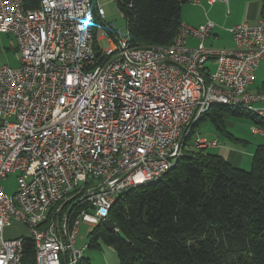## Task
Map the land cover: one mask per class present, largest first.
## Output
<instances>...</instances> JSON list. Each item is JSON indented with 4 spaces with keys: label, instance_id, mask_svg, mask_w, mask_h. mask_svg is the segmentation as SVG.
Masks as SVG:
<instances>
[{
    "label": "built area",
    "instance_id": "obj_1",
    "mask_svg": "<svg viewBox=\"0 0 264 264\" xmlns=\"http://www.w3.org/2000/svg\"><path fill=\"white\" fill-rule=\"evenodd\" d=\"M105 16L99 0H0V32L20 55L19 66H0V264H23L24 238L5 237L15 222L31 230L35 264H80L82 223L103 224L121 192L168 174L213 106L264 116L253 109L264 97L249 90L264 61V18L230 28L233 49H214L204 45L211 21L182 24L171 45L134 46Z\"/></svg>",
    "mask_w": 264,
    "mask_h": 264
},
{
    "label": "trees",
    "instance_id": "obj_2",
    "mask_svg": "<svg viewBox=\"0 0 264 264\" xmlns=\"http://www.w3.org/2000/svg\"><path fill=\"white\" fill-rule=\"evenodd\" d=\"M24 1L26 8L39 3ZM116 1L134 46L171 45L182 25V5L188 2ZM229 117L250 119L264 131V116L216 105L192 135L209 120L220 135L246 142L228 130ZM109 219L113 227H94L87 245L112 247L120 264H264V144L257 146L250 170L189 146L160 181L121 192ZM23 238V264H35L33 238ZM80 264L91 261L84 256Z\"/></svg>",
    "mask_w": 264,
    "mask_h": 264
},
{
    "label": "rangeland",
    "instance_id": "obj_3",
    "mask_svg": "<svg viewBox=\"0 0 264 264\" xmlns=\"http://www.w3.org/2000/svg\"><path fill=\"white\" fill-rule=\"evenodd\" d=\"M101 5L103 6L106 16H105V22L109 25H114L116 29L122 30V34L126 35L127 33V27H126V21L124 18V14L121 11L117 1L115 0H99ZM218 2H224V0H219ZM192 6V3H185L182 5V17L185 18V16H189L188 12L189 7ZM235 7V6H234ZM237 9V7H235ZM227 11L225 10V17L216 15L215 11H213L210 20L214 23V30L212 29L211 35L212 37L208 40L205 45L207 46H213L216 49H223L222 43L225 42L224 38L222 36H230L229 41L231 40V34L228 32H223L224 35H221V37H215L214 32L217 34H220L221 31H227L230 28H232L237 23H234L238 18H246L245 8H238V10L235 12V17L228 16ZM184 21V20H183ZM102 32V28L99 30V34ZM219 36V35H218ZM219 39V40H218ZM198 44V43H197ZM19 52L13 51L11 52L9 60L4 62V64L9 65L11 67H17L18 65V58H19ZM212 68L214 66L212 63H209ZM250 90L252 93L260 94L262 97H264V61L259 64V67L257 71L255 72V80L253 81ZM253 109L259 110L264 109V100L259 102L253 103ZM232 122H234V126H232L229 131L234 133L237 137L243 138L247 140L249 143L246 146H240L245 149L247 147L252 148V146L255 145V148L259 144L264 143V137L261 135H256L253 133V128H255V124L252 120L247 118H236L233 117L231 119ZM257 128V127H256ZM261 130V129H258ZM263 131V130H262ZM218 137V141L221 142H228L226 137L220 136L216 131L214 124L206 120L201 125H199L196 128L195 133L192 135L191 139L189 140L188 144L191 146L192 149H195L194 143L198 141V139H207L208 141H211L213 137ZM197 149V148H196ZM210 148H208L209 150ZM256 150V149H254ZM211 152L217 153V150L210 149ZM252 157L245 156V162L244 165L241 166L244 170H250L252 166ZM250 161V163H248ZM17 174H10L7 179L3 181V186L6 189V192L9 194H12L16 188H17ZM98 180L91 179V182L89 183L88 187H93L98 185ZM94 227L91 225H88L86 223H82L80 227L79 237L77 239L76 248L81 249L83 246L87 245L89 243V235L93 231ZM5 237L7 239H14V238H20V237H32L31 230L28 226L20 223L15 222L10 227H7L5 229ZM84 256L88 259H90L91 264H120L119 258L115 250L106 245L103 242H100L98 247L92 246L91 248H87L85 251Z\"/></svg>",
    "mask_w": 264,
    "mask_h": 264
},
{
    "label": "crops",
    "instance_id": "obj_4",
    "mask_svg": "<svg viewBox=\"0 0 264 264\" xmlns=\"http://www.w3.org/2000/svg\"><path fill=\"white\" fill-rule=\"evenodd\" d=\"M198 1H199V4H193L192 3V6L189 7V10H190L188 12L189 16H185V18H183L182 17V10H181L182 24H184L186 26H190V27H198L200 25H203L206 22L211 21L210 18H207V17H211L213 11H215L216 15L224 16L225 10H226L227 11L226 13L228 16H231V17L234 16L235 17L236 16L235 12L238 10V8H242V9L245 8L246 18H241V17L238 18L234 22V23H237L236 25L242 24V23H248L249 25L253 26V25H256L260 21V19L262 18V16H261L262 1L261 0H227V1H224L223 3L217 1L216 3H213V4H211L209 2V0H198ZM189 3H191V2H189ZM234 6L237 7V9H235ZM214 29L215 28H213V30ZM223 32L230 33L229 30H227V31L224 30V31H221L220 34H217L216 32H214V36L215 37H221V35H224ZM211 33H213V32H211ZM230 34H231V40L230 41H229L230 36H222V38H224V41H225L222 43L223 49H233L235 47L233 35H232V33H230ZM211 37H212V35L204 42V45H205V43L208 42V40ZM199 44H200V41L197 38H190L187 42V45L189 47H196ZM205 46L210 47V48H214L212 45L211 46L205 45ZM214 49H216V48H214ZM13 51L19 52L16 38L11 34H6V33L0 32V66H9V65L4 64V62L9 60L11 52H13ZM211 63L214 66V63L213 62H211ZM18 65H20V56L18 58ZM209 67L211 69H214V68H212V66L210 64H209ZM251 85L249 86V90H250ZM250 92H251V90H250ZM263 100H261V101H263ZM262 110H264V109H262ZM231 119L232 118L229 117L226 120V125L228 127V130L232 126H234V124H235L234 122L231 121ZM253 133L256 135H261L264 137L263 133H260V132L255 133L254 131H253ZM232 134L235 137H237L234 133H232ZM220 136H222V135H220ZM237 138H239V137H237ZM218 139H219L218 137L214 136L212 140L218 141ZM226 139L228 140L227 143L218 141L219 145L217 147L210 148V149L217 150V154L221 155L230 164L237 166V167H241L242 165H244L245 156H247L248 158L252 157V155L255 152L254 149H256L258 146L257 145L255 148V145H254V146H252V148L250 147V149H249V147H247L244 151L243 148L240 146L241 145L246 146L249 143L247 140H245L243 138H239V139H243L246 142H234L233 140H231L229 138H226ZM248 163H250V161H248Z\"/></svg>",
    "mask_w": 264,
    "mask_h": 264
},
{
    "label": "water",
    "instance_id": "obj_5",
    "mask_svg": "<svg viewBox=\"0 0 264 264\" xmlns=\"http://www.w3.org/2000/svg\"><path fill=\"white\" fill-rule=\"evenodd\" d=\"M106 227H108L109 229H111L113 227L112 222L110 221V219H107L106 221H104L103 223Z\"/></svg>",
    "mask_w": 264,
    "mask_h": 264
}]
</instances>
